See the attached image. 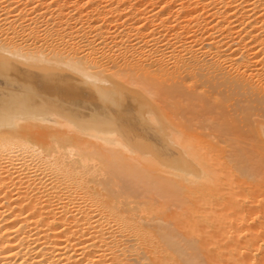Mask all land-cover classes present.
Returning a JSON list of instances; mask_svg holds the SVG:
<instances>
[{"label": "bare ground", "instance_id": "6f19581e", "mask_svg": "<svg viewBox=\"0 0 264 264\" xmlns=\"http://www.w3.org/2000/svg\"><path fill=\"white\" fill-rule=\"evenodd\" d=\"M32 1L2 0L0 2L1 12L4 9L1 5H4L5 11L7 9L12 10V8L17 9L15 10L17 14L15 11L10 10L0 13V17L3 18V20H0L4 21L6 27L5 31L9 28L12 29V26L15 28L19 19L25 18L27 19L25 24L24 19L21 21L24 25L19 26L21 28H19L20 33L22 36L27 33L26 37L23 36L24 39H27L26 41L29 39L35 40L41 37V34L36 33L38 30L34 31L33 29L37 21L40 23L37 24L39 26L44 25L46 30H53L48 22L53 24V22L59 20L60 26L64 20L66 26L63 27L65 29L73 21L78 24V28L74 30L75 24H72L74 27L71 30L68 29L70 32L66 33L65 37L69 36L74 41L75 39L82 41L83 49L80 51L83 53L86 50L87 54L85 55L84 51V58L83 55L79 57L76 50L80 49L81 46H78L75 51L67 53V55L66 53H59L63 51L62 48L59 49L62 51L57 50L58 53L50 51L57 47H49L47 43H58L55 42L58 36H54L58 32L50 33L45 28L42 29L45 30L42 33L47 32L48 34L45 33V36L53 34L55 41L52 42L54 38L50 39L51 41L49 39L45 41L44 39L51 38L52 35H50L51 37L46 36V38H43L42 35V44L39 43L40 41L37 42L39 39L36 40V43L41 44L36 46L42 47L43 45L42 50L39 49L40 47L34 49L28 47L27 49L25 46L20 47L17 44L15 46L14 43H17L15 41H13L14 46H11L12 38L16 40L15 37L21 34L16 29L14 31V28L11 33L9 29L7 31L9 33L5 32L8 37L4 39L1 37L4 34L1 30L0 32L3 34L0 37L3 38V42H0L3 45L0 43V49L2 52H6H4L6 56L0 59V79L7 82L6 85L11 84L14 86H21V84L19 78L17 80L10 74L16 75L15 77H17V74L24 76V73L36 75L46 78L47 81L48 78H61L62 75L67 74L68 78L65 79L68 81L78 80L79 84L73 81L75 84L68 91L71 104L75 108H70L72 111L68 107L66 109L69 116L73 114L78 118L77 121L80 122V125L74 119L75 117H72L75 120L74 122L68 120L71 118L63 117L67 116L66 113L62 115L64 110L59 113V111L47 109L45 106L50 105V102L44 97H39L38 100L34 97L35 100H30L31 103H25L24 106L21 105V109L8 113L7 119L3 117L4 121L0 127L10 128V131H13L11 134L9 130L0 128L2 130L0 131V161L4 162V165L0 162V264H264V252H262L264 249H261V243L264 241V210L260 211L262 215L259 216L260 213H254L252 210L255 209V207L252 208L254 201H249L252 203L251 206L248 203L252 209L249 211L248 207V210H246L249 211V215L252 214L251 212L258 215H252L254 218L258 217V224L253 218L255 226L250 228L247 224L249 223L247 215L241 216L243 210H240L242 214L238 213L240 216L237 215L238 217L235 216V219H229V222H226L228 216H226L225 221H223L225 219L223 217L222 221L226 223L222 224L223 227L221 226V228L217 225L218 228L215 231L216 226L214 223L221 220L222 217L219 219L217 218L219 216L215 217L214 214H207V210L202 205L203 202L201 203L203 201L201 200L202 196V199H207L212 193H209L208 185L214 182L224 184L223 181L232 180L231 177L235 173H237V178L241 168L244 171L251 167L249 171H245L248 177H250L248 173L251 171V175L258 173V176H261L264 174L262 172L264 167H262V173L257 171L261 168L256 167V165L253 168L255 167L257 172L252 169V165L257 161V155H259L258 159L262 164L258 162L259 165L257 166L264 165V0H65L66 4V1L69 3L66 10L63 9L65 8L64 4L62 8L58 7V1L60 0H54L53 2L51 0H41L40 2L36 0V6L33 5L35 1ZM22 6H25L24 8L28 7L26 9L31 11L33 10L34 15L39 14L35 16L36 18L32 16L35 19L30 16L33 13L25 16L26 14L21 13H25L27 10L24 11ZM29 7L35 8L31 9ZM37 7L42 8V13H35L40 10ZM43 7H45L44 10L52 9V7H58L60 10L53 9L58 10V12L54 11L56 13H53L50 9L52 11L50 14L49 11H43ZM19 8H21L20 14L17 12L20 10ZM44 18L49 21L41 23V19L43 21ZM21 22L20 24H22ZM44 23L49 26L48 29ZM57 24L58 22L55 25ZM39 26L36 25L37 28ZM63 27L61 30L58 27L60 31L56 30L55 27V31L63 34ZM38 29V32H40V27ZM15 34L16 36H14ZM61 34L60 36L63 38L64 36ZM61 37H58V39L60 38L59 42ZM9 38L10 40H8ZM4 40L6 41L4 42ZM69 40L72 39L67 38L66 40L67 44L70 45L65 44L66 42H63V45L62 42L58 44L63 48L65 46L69 47L71 46ZM8 41L11 43L9 44ZM44 41L47 43L45 44ZM6 42H8V45H6ZM28 43H31V41ZM33 43L36 44L35 41H32L31 45L28 44V46H32ZM79 43L77 42L78 45ZM44 44L49 47V50L44 48ZM59 45L58 48L61 47ZM74 46L76 47V45ZM69 49L72 50L70 47ZM88 54L91 56L99 55V58H109L112 54L113 56L110 57L113 59L110 61L111 64L107 63V58H105V62L111 66V68L109 66L110 70L116 69L114 71H119L122 76L127 78L120 77V74L118 75L113 70H108L106 64V66L104 65L105 70L102 71L100 69L101 64H98L99 67L94 63L93 65V61L88 58ZM119 55L124 57L121 58L120 56L119 59L123 60H118V62L116 56ZM128 55H131L132 59ZM85 56H88L87 60ZM129 59H131V62ZM120 64H123L124 67H121ZM106 70L110 71V75ZM105 71L107 73H104ZM114 73L118 75L119 80L125 81V84L119 82L122 86L123 84L128 85L131 81L133 85L138 84V88H142L137 89L139 90L137 92H140L139 94L142 93L140 97L146 94L150 96V99L156 98L154 100H158L160 97L161 102L164 100L160 104L155 101L152 102V100L150 102L158 103L159 105H156L158 109L162 104L159 110H164V115L169 112V120H172L170 114H172V117L176 109L181 111H179V114L174 113L178 118L173 117L174 120H180V126L178 123V126L174 125L176 120L172 123L175 128L179 127L180 129L181 127V132L177 131L178 129L174 130L172 124L169 126L172 121L166 126L168 129L172 127L174 130L171 129L173 133H170L171 138L169 140L174 143L171 144L181 146L182 148H178L186 151V153L184 152L186 156L191 155V161L190 158L188 159V162L193 161V163H189L190 170H193L192 173L189 171L190 175L185 174V171H178L181 173H177L176 170V172L166 170L164 166L163 169L162 165L158 164L156 166L157 163L147 158L150 151L147 153L141 151L139 147H145L146 145H144V141L140 142L138 140L146 136L143 137L142 132H139V136L141 133L142 137L134 139L132 136H135L134 131L138 128L134 130V127H131L134 130L131 132V136L127 132V130H131L130 127L128 128L129 125L124 124L129 123L128 118L131 111H129L130 115H127L126 112L128 117L122 113L127 118H124L126 122L123 123L121 120L124 119L119 117L121 126L126 125V127L123 126L127 129L126 131L123 129L121 132V127L116 126L119 125L117 119L120 114L117 115V123L116 120L114 121L116 116L112 118V114H109L113 119L112 121L116 123L114 126L120 132L113 127L110 128V126L105 128L108 126L106 121L108 120L107 123H109V119L104 120L108 118L107 116H104V119L101 118L98 109L109 106L108 100L113 107H118L117 105L121 104L119 101L120 92L122 91H118L120 94L115 95L116 92L113 91L112 86V89H110L112 91L109 92L115 94L109 95V92H107L108 95L99 93L94 97L90 96L89 91L95 89L100 92L105 87L106 90L109 89L111 87L108 86L110 81L107 80H113L116 77ZM118 79L113 80L114 82L111 80L115 87L118 85H115V82L119 81ZM59 82L61 83V81ZM105 84L107 85L104 86ZM136 84L135 89L131 84L134 91L137 88ZM122 86L121 88H124ZM4 88L3 86L2 89ZM53 90H46L47 93H44L47 95L44 93L43 95H54L53 97H55L54 93L56 92H53ZM141 90L146 93L141 92ZM4 94L10 95L7 91ZM87 94L89 100L85 101L81 96ZM129 94L132 95V93ZM135 94L139 96V94ZM12 97L14 99L17 96L14 93ZM128 99H131V96ZM164 102L171 104V107H169L170 105L166 106L167 109L171 108L169 110L175 109L173 113L164 109L166 108V106H163L165 105ZM10 104H6V106ZM172 105H177V107L173 108ZM179 106L180 109H178ZM63 108L62 106L60 110ZM77 108L82 109V112L74 110ZM152 109H155V107ZM88 112H97L96 114L100 116V122L104 120L106 125L104 124L105 126L101 127L99 123L95 127L91 126L90 123L89 127H85L88 124L87 121L85 123V119L90 115H88ZM101 113L104 115V110ZM96 114L88 118L89 121L95 119L94 124L98 123L96 122ZM164 115H162L163 118ZM137 117L135 116L134 119ZM150 118L153 119L154 117ZM163 118H161L162 121L166 120L167 115L164 120ZM80 119L83 120L85 126H83ZM28 122H33L36 126ZM136 122L132 123L131 126H136L134 125L137 124ZM36 123L41 124L43 127L38 126ZM23 124L22 128L28 126L27 130L29 128H31V131L34 130L31 133L36 134L34 135L36 138L33 135L31 138L28 135L31 133H25L27 136L24 133H18L23 130L26 131L25 128H21ZM156 124L154 123V125ZM142 125L144 127L146 124ZM142 125L138 129L139 131L142 130ZM154 125L152 127L155 128ZM36 127L41 128L40 130L43 128L44 131H41L43 133H40L39 130L35 132ZM52 127H56V129ZM47 128L55 132L51 130L52 132L50 131L51 133L48 134ZM72 128L80 130H76V132H79L76 133V137L75 130L73 131ZM4 131H7L9 135ZM28 131L30 132V130ZM155 133L151 134L155 135ZM5 134L7 135L5 136ZM46 134H48V137L46 136L45 139L49 140L50 137L51 141H47L49 143L47 144L43 138V142L40 143L37 138L40 135L44 137ZM77 135L79 137L84 136V138H79ZM154 135L153 137H156ZM147 138L145 139L150 141V143L147 142V145L149 144L148 148H153L162 157L167 156V143ZM163 139L169 141L165 137ZM254 152L258 153L257 157H254ZM138 153H140V157L136 156ZM22 157L25 160H22V164L23 162L25 164L28 159L29 161L32 159L33 162L37 161L40 166L49 169L53 176L56 175V180L51 174L49 177H52L53 182L49 181L51 180L48 177L49 170H47L49 172L46 175L47 179L44 177L46 182H41L43 179L40 182L28 180L29 177L32 178L31 174L33 172H36L35 174L38 172L41 175L42 171L38 170H41L42 167L27 174L25 173L27 169L25 171L23 169L22 173L27 178H24L26 180L24 182L18 180L22 177V173L19 174L20 172L18 173L20 177H13L11 170H7L11 172L9 173L10 177L8 173L6 175L3 170L14 163V158L18 161V158L22 159ZM156 161L158 162V158ZM7 163L10 164H8V167ZM18 163L20 164V161L17 162V166L14 167L13 165L16 169L12 168V171L13 169L16 171L21 169ZM171 164L173 165V162ZM46 172L43 171V174H46ZM25 175L23 176L25 177ZM242 175L239 176L242 179H234V182L236 181L234 184H237L239 180L244 182L245 173H242ZM247 175L246 178H248ZM254 175L253 177L258 179V176ZM5 177H8L10 181ZM12 177L16 178L17 181H13ZM251 178L247 179L248 182L250 180V183L246 180V188L249 184L257 181L255 179L253 182L254 178L252 180ZM260 179L262 180L261 177ZM230 180L229 183L226 181L225 184H230ZM47 181L50 183H47ZM258 181V185H261L262 181ZM227 185L225 188H227ZM216 186H218V183ZM250 187H257V192L262 193L257 185ZM219 190L221 189H216L215 193L218 194ZM252 190L253 192L256 191ZM210 191L213 190L210 189ZM236 193L234 195H237ZM260 193H257L256 197ZM250 194L247 193L252 197L251 192ZM262 197L264 196L262 195ZM212 198L214 199V197ZM253 198L254 196L251 199ZM258 198L260 197L258 196ZM258 198L255 199L256 204H259L257 201L261 200V198ZM235 199L233 200L235 201ZM244 199L242 196V200ZM233 200L230 202H233ZM263 201H260V203L264 204ZM204 202L207 205L211 204H209V200ZM238 202H235V207H239ZM227 204L230 206V203ZM257 206V208H260L259 205ZM261 209H264V207L259 210ZM210 212L212 213V211ZM229 216L232 217V215ZM249 221L251 223L250 219ZM256 253H261L258 262L255 259ZM201 257L204 259H201Z\"/></svg>", "mask_w": 264, "mask_h": 264}, {"label": "rangeland", "instance_id": "374dc122", "mask_svg": "<svg viewBox=\"0 0 264 264\" xmlns=\"http://www.w3.org/2000/svg\"><path fill=\"white\" fill-rule=\"evenodd\" d=\"M1 1H2V0H1ZM1 1H0V2H1ZM33 1H35L33 5L36 6L37 1L40 2L41 0H37V1H36V0H33ZM33 1H32V2H33ZM49 1H50V0H49ZM49 1H48V2H49ZM53 1H54V0H51V2H53ZM60 1L63 2V3H61ZM60 1H58L59 4L57 3V4H58V7H61V8H62V7H63V4H64L65 8H63V9L66 10V9H67L66 7L69 6V5H68V4H69L68 1H66L67 4L65 3V0H64V1H63V0H60ZM39 2H38V5H39ZM60 3H61L62 5H61ZM65 4H66V5H65ZM38 5H37V6H38ZM59 5H61V6H59ZM1 6H3L2 8H4V9H3L4 12H7V11L10 10V9H7V11H5L6 9H5L4 5H1ZM24 7H25V6H22V8H24ZM38 7H39V6H38ZM38 7H37V9H40V10L36 11L35 13H37V12H41L42 8H41V7L38 8ZM58 7H55V8L52 7V9H51V8H50V9L53 11V13H56V12H58V10H60V8H58ZM26 8H28V7H26ZM26 8H24V11L27 10V12L25 11V13H24V12H23V13L20 12V11H21V8H19L20 10H18L17 12H18V13L20 12L21 14H24V15L26 14L25 16H28L29 13H33V12H34L33 10L31 11L30 9H26ZM29 8L32 9L33 7H29ZM34 8H35V7H34ZM34 8H33V9H34ZM44 9H45V7H43V11H45V12H48V11H49L48 13H50V12L52 13V11H51L50 9H49V10H47V9L44 10ZM53 9H58V10H53ZM0 10H1V8H0ZM15 10H17V9H16V8H12V10H10V11H15ZM29 10H30V12H28ZM3 11H2V12L0 11V13L2 14ZM54 11H56V12H54ZM15 13H16V11H15ZM20 13H19V14H20ZM41 13H42V12H41ZM51 13H50V14H51ZM1 14H0V16H1ZM16 14H17V13H16ZM37 14H39V13H37ZM37 14H36V15H37ZM24 15H23V16H24ZM36 15H34V13H33V14L30 15V16H31V18L35 19V18H36V17H35ZM32 16H34L35 18L32 17ZM48 16H49V15H48ZM48 16H47V17H48ZM51 17H52V16H51ZM51 17H49V19H51ZM56 17H57V16H56ZM56 17H54V19H56ZM0 19L3 20V18H1V17H0ZM24 19H25V18H23L22 20L19 19V21L17 22V26H15V28L12 26L11 28H12V29L14 28V29H13L14 31L17 30V31L20 33V29H21V28H20L19 26H20V25H24L25 22H26V20H27V19H25V21H23ZM44 19H45V20H44ZM44 19H43V21H42V19H41V23H43L44 21H49L47 18H44ZM1 20H0V24H1V26H0V28H1L0 31L2 30V31L4 32V34H5V32H6V33H9V32H7V31H8L10 28L8 29V27H7L8 30L5 31V30H6V27H5V25H4V21H1ZM56 20H57V19H56ZM21 21H23L24 24H23V22H21ZM36 21H37V20H36ZM36 21H35V22H36ZM2 22H3V23H2ZM20 22H21L22 24H20ZM56 22H58V24H57L58 26L55 25ZM56 22H55V23L53 22L54 26L56 27V30H59L58 27H60V30H61V28H62L63 26H66V25H64V20L62 21L63 24L60 23V24H61L60 26H59V22H60V21L58 20V21H56ZM5 23H6V22H5ZM18 23H19V24H18ZM37 23H39L38 21L36 22V25L39 26L40 23H39V24H37ZM48 23L52 26L51 28H53V30H52V29L49 30V29H48L49 26H47L46 23H44V24L47 26V29H48V30H46L45 26L41 24L42 27L39 26V27H40V32H38V31H39V29H38L39 27L37 28L36 25H34L35 27L32 26V27H34V28H33L34 31H37V30H38V31L36 32L37 34H39V35L41 34V37H40V38H37V39H39V40H37V39H35V40H31V39H29L28 41H26L27 39H24V37H26L25 35H26L27 33H26L25 35H23L24 37L22 36L21 33H20L21 35H20V36L17 35V36H19V37H17V36H16L17 33H16V34L14 35V36H16V37H15L16 40H15L14 38H12V40H11V41H12V44H10L11 42L8 41L9 44H10L11 46H14V44H15V46L18 45V46H20V47H24V46H25V48H27V49H28V47H29V48L31 47L32 49H34L35 47H36V48H39L40 46L38 47V46H36V45H41V44H42L41 42H43V41H42V40H43V39H42L43 36H44L43 38H46V36H50V35H52V37L50 36L51 38H48V37H47V39H44L45 41H47L48 39H49V41H51L50 39H52V38H54V37H53V34H50V33L58 32V33L61 34V32H59L60 30H59V31H55V27L53 26V24H51L52 22H48ZM72 24H75V25H74L75 27H74ZM3 25H4V26H3ZM14 25H15V24H14ZM77 25H78V24H76L75 22L72 21V23H69L70 28H69V26H68V28L65 27V29H64V27H63V30H64V31L62 32L63 34H61L62 36H64L63 38H62V37L60 36V34H58V33H57L58 35H57V34L54 35L55 37H56V36L61 37L60 42H59V39H60V38L58 39V37L56 38V41H55V38H54V40L52 39V42L55 41V42H58L59 44L62 42V43H61L62 45H63V42H64V43L66 42L65 44H67V41H66L67 38H68V39H69V38L72 39V40H69V42H71V46H69V47L72 48V50L69 49V47L65 46V44H64L65 47L63 48V47H62L61 45H59L58 43L53 44L54 42H53V43H49V42L47 43V42L44 41L45 44L47 43V46H49V47H52V46H53V47H57V48H55L56 50H55L54 48H53L54 50L50 48V49H51L50 51H55L56 53H58L59 51H62V50H63L62 52H64V53H62V52H59V53H61V54H65V53H66V55H67V53H71V51H73V50L75 51V50L77 49L78 46H81V47H79L80 49H77L76 51H78L79 57H81V56L83 55L82 57L84 58V54H83V53H84V51H85V55H86L87 52H86V50H84L83 53L81 52V51H82L81 49H83V46H82L83 43H82V41H79L78 39H75V41L78 40V41L75 42V41L73 40V38H71V37H69V36H67V35H66L67 37H65V34L70 32V31H68V29L71 30V28L74 27L73 29L76 30V29L78 28ZM43 26H44V27H43ZM61 26H62V27H61ZM3 27H4V28H3ZM17 27H18V29H17ZM79 27H80V25H79ZM19 28H20V29H19ZM44 28H45L46 31H49V32H50V33H49L50 35H46V36H45L44 34L47 33V32L42 33V31H45V30H42V29H44ZM66 28H67V32H66ZM75 28H76V29H75ZM3 29H4V30H3ZM12 29H10L9 31L11 32ZM15 29H16V30H15ZM31 29H32V28H31ZM13 30H12V31H13ZM52 31H53V32H52ZM72 31H73V30H72ZM29 32H30V31H29ZM11 33H12V32H11ZM2 34H3V33L0 32V36H1ZM4 34H3L1 37H3L4 39H7L6 37H8V36H7L6 34H5V35H4ZM47 34H48V33H47ZM42 35H43V36H42ZM14 36H13V37H14ZM1 37H0V39H1ZM9 37H10V36H9ZM3 38H2V39H3ZM10 38H11V37H10ZM10 38H9L8 40H10ZM17 38H18L19 41L17 40ZM19 38H20V39H19ZM22 38H23V39H22ZM2 39L0 40L1 42H3ZM57 39H58V40H57ZM65 39H66V40H65ZM23 40H24V41H23ZM36 40H37V42L40 41L39 43H41V44L36 43ZM5 41H6V40H4V42H5ZM13 41H15V42H17V43H14ZM22 41H23V43H22ZM25 41H26V42H25ZM30 41H31V43H32V41H35L36 44L34 45V43H33L34 47H33V45H32V46H28V44L31 45V43H28V42H30ZM72 41H73V43H72ZM1 42H0V43H1ZM8 42H6V45H8V44H7ZM77 42H78V43L81 42V43H79V45H78ZM13 43H14V44H13ZM18 43H19V44H18ZM24 43H25V44H24ZM27 43H28V44H27ZM1 44L3 45V43H1ZM16 44H17V45H16ZM45 44H44V48H45V49H46V48L48 49L49 47H46ZM52 44H53V45H52ZM56 44H58L59 47H60V46H61V47L58 48V45L56 46ZM68 44H69V43H68ZM68 44H67V45H68ZM81 44H82V45H81ZM22 45H23V46H22ZM69 45H70V44H69ZM74 45H76V47H75ZM0 46H1V45H0ZM73 46H74V47H73ZM42 47H43V45H42ZM42 47H40L39 49L42 50V49H43ZM31 48H30V49H31ZM61 48H62V50H59V49H61ZM66 48H67V49H66ZM47 49H46V50H47ZM48 50H49V49H48ZM57 50H59V51H57ZM64 50H65V51H64ZM80 50H81V51H80ZM0 51H1V52H0V53H1V54H0V59H2L1 57H5V56H6V54H5L6 52H5V51L2 52L1 49H0ZM67 51H68V52H67ZM4 52H5V53H4ZM46 52H49V51H46ZM79 52L82 53V54L80 55ZM72 53H74V52H72ZM75 54H77V53H75ZM112 54H113V53H112ZM112 54H111L110 57L113 56ZM2 55H3V56H2ZM88 55H89V54H88ZM109 55H110V54H109ZM109 55H108V56H109ZM120 56H121V55L116 56V58L118 57L117 61H118V60H120V61L123 60V59H121L123 55H122L121 58L119 59ZM130 56H131V55H128L129 58H131ZM77 57H78V55H77ZM87 57H88V56H87ZM87 57L85 56V59H86V60H87ZM90 57H91V58H90ZM100 57H101V56H100ZM110 57H109V58H108V57H105V58H107V61H106V59L103 58V57L99 58V55H97V56H96V55H95V56H94V55H93V56L89 55L88 58L91 59V60L93 61L92 64L94 63V64H95L96 66H98V67H99V65L101 64V65H100V69H102V71H103V69H104V67H105L106 65H107V69L110 70L111 66H110L109 64H107V63H110V61L113 60V59H111ZM123 57H124V56H123ZM113 58H115V57H113ZM96 59H97L98 61H97ZM102 59H104V60H102ZM110 59H111V60H110ZM131 59H132V58H131ZM131 59H129V61H130ZM108 60H109V61H108ZM96 61H97V62H96ZM105 61H106L107 63H106ZM95 62H96V63H95ZM118 62H119V61H118ZM130 62H131V61H130ZM103 63H104V64H103ZM111 63H112V62H111ZM111 63H110V64H111ZM121 63H122V62H121ZM94 64H93V65H94ZM98 64H99V65H98ZM105 64H106V65H105ZM104 65H105V66H104ZM120 65H122L121 67H124L123 64H120ZM101 66H102V67H101ZM109 66H110V68H109ZM104 70H105V69H104ZM108 70H106V71H108ZM111 70H113V69H111ZM111 70H110V71H111ZM114 70H116V69H114ZM114 70H113V71H114ZM117 70H118V69H117ZM106 71H105L104 73H107ZM110 71H108V74L110 73ZM113 71H112V72H113ZM114 72H115V73L117 72L118 75L120 74L119 71H114ZM118 72H119V73H118ZM115 73H114V75L116 76L115 78H117L118 75H116ZM108 74H107V75H108ZM10 75H12V76H13L15 79H17V80H18V78H19V82H20L21 86H18V85H17V86L19 87V88H18L17 86H14V85H11V84H7V85H6L7 82H4L2 79H0V80H2V81H1L2 83L0 82V89H1V91L3 92V94H2V92L0 91V115H1V116H0V125H2V122L4 121V120H3V117H4V119H7V118H8L7 115L9 116L10 112L21 109V105L24 106L25 103H27V104H28V103H31L30 100H33L34 97H35L37 100L39 99V97H44L45 99L49 100L48 102H50V105L48 104L47 106H45L47 109H49V110L52 109V111H57V112L59 111V113H60L61 111L63 112V110H64V113H62V112H61V113H62V115H64V114L66 113L65 115H67V116H63V117L71 118V119H68V120H70V121L73 120L72 122L75 121L74 119H76V121L78 120V118H76L73 114H70L71 116H69V115H68V111H67V109H66V107H68L69 109H70V108H72V109L75 108V107L71 104V99H70L71 97L69 96V94H68L69 92H68V91H69L70 87L72 88V87H73L72 85H74L76 82H77L76 84H79V81H78V80H76V81H74V80H72V81H68L67 79H65V78H68V75H67V74H65L64 76L62 75V77H64V78L61 77L62 79H61L60 77H58V78H60V79L57 80V79H58L57 77H53V78H48V81H47L46 78H44V77L41 78V76L28 75V74H25V73H24V76H23L22 74H21V75H18V74H17V77H15L16 75H14V74H10ZM109 75H110V74H109ZM123 75H124V74H123ZM31 76H32V78H31ZM105 76H106V74H105ZM121 76H122V73L120 74V77H121ZM22 77H23V78H22ZM33 77H34V78H33ZM38 77H40L41 79H39ZM111 77H112V73H111ZM122 77H124V76H122ZM113 78H114V77H113ZM115 78H114V79H115ZM124 78L126 79L127 77H124ZM124 78H123V79H124ZM50 79H51V80H50ZM55 79H56V80H55ZM114 79H113V80H114ZM117 79H118V78H117ZM117 79H115V80H117ZM119 79H120V78H119ZM119 79H118V80H119ZM125 79H124V80H125ZM36 80H37V81H36ZM111 80H112V79H111ZM111 80H107L108 82L110 81V83H111V84H110V83L108 84V86H111V87H109V89H107L108 91L106 90V87H105V88H102L103 90L100 91V92L97 91V90H95V89H91V90L89 89V90H90V91H89V92H90V96H92V97L98 95L99 93H101V94H105V95H108L107 92L112 91V90H110V89H112V86H113V88H114L113 91H115L116 94H115L114 92H112V93L109 92V93H110L109 95H111V94H115V95H117V93H118V95H119V94L121 93V94H120L121 96H120V101H119V103L121 102L122 105L119 104V105H117L118 107H116V106L113 107V105H112V104L110 103V101L108 100L107 103L110 104L109 106H107L108 108H107V107H103L102 109H98V110H99V114L101 115V118L104 119V118L107 116L108 118H105L104 120L109 119V123H107L108 120L106 121V124H108V126L105 127V128H109V126H110V128L113 127L116 131H119V132H120V130H119L118 128L121 127L120 129H121V132H122V130L125 129L124 127H126V125H129L128 128L130 127L131 130H132L131 127H134V130H135L136 128L139 129V128H140V125H142V124L145 125V124H146L144 127H143V125H142L143 128L141 127V129H142L143 131H142V130L139 131L138 129H136L135 131H134V130H132V131L130 130V131H129V130L125 129L124 131L127 130V132L130 133L131 136H132V133H131V132H133V131H134V133H135V136H137V135L139 136V132H142L143 137L146 136L145 138L148 137L147 139H152V138H153L152 140H157V141H160V142L167 143V144H166V150H167L168 154H166V155H167V156H166L167 158H166L165 156L162 157V155H160V153L156 152L153 148H151V147L148 148L149 144L147 145V142L150 143V141L146 140L145 138H143V139H145V140H143V139H138V138H141V137H142L141 133H140V136H141V137H140V136H139V137H138V136L135 137L134 135L132 136L134 139H138V140H140V142H143V141H144L143 143H144V145H146V146H145V147H139V149H141V151L146 152V153H147L148 151H150V152H148V154H149V155H152V156L149 157V155H148L147 158H149V160H152L154 163H157V164H155L156 166H158V164H159V165H162V166H161L162 168H163V166H164V168H166V170L173 171V172H176V171H177V173H181V172L185 171V172H184L185 174H189V175H190V173H192V171H193L192 169L190 170V167H191V166L189 167V165H190L189 163H193V161L190 162V161H191V158H190L191 155H190L189 157L186 156V154H184V152L186 153V151H182L183 149L179 150V148H182L181 146L179 147V145H176V144H175V145L177 146V147H176L175 145H173V144H174L173 142H170V141H172V140H169V139L171 138L170 133H173L174 130H177V129H178L177 131H180V132H181V127H180V129H179V127H176V128H175V126H176V125L178 126V124L180 123V120L175 119V120H176V121H175L174 118H173V117H175V118L177 117V115L175 116L174 113L177 112V113L179 114V111H180V110H179V111H178L177 109H176L177 111H176L175 109L169 110V109H171V108L167 109V108H168L167 106L170 105L169 107H171V104H168L167 102H166V103L164 102L163 104H165V105H163V106H166V105H167L166 108H164V109H167L166 111L169 110L170 112L172 111V113H173V110H175L174 113H173V116H172V117H171L172 114H170V118H172V120H169V118H168V116H169L168 113H169V112H166V111H165L166 113H165V115H164V110H159V109H161L162 104L160 105V107L158 106L159 109H158L157 106H156L158 103H159V104L162 103V102L164 101L163 99H162L163 101L161 102L160 97H159V99H158V97H157V99L160 101V102H159L158 100H154V99H156V98H151V99H150V96H147L146 94H144V96L140 97L142 93L139 94L140 92H137V91H139V90H137V89H140L141 87L138 88V84L135 83V84L137 85V86H136L137 88H136V91H134V89H135V84L133 85V82H132V81H131L132 83H131L130 81H128V82H130V83H129L130 86H131V84L134 86V89H133V86H131V88H130L129 84H128V85H124V84H125V81H121V80L115 82V85L118 84L117 87H115V86H114V83H113L115 80H114V81L112 80L113 82H111ZM24 81H27V82H24ZM32 81H33V82H32ZM50 81H51V82H50ZM59 81H61V83H60ZM73 81H74L75 83H74ZM107 81H106V83H108ZM120 81H121V83L124 82L123 86H122V84H119ZM126 81H127V80H126ZM57 82H58V83H57ZM63 82H64V83H63ZM4 83H5V84H4ZM42 83H43V84H42ZM52 83H53V84H52ZM1 84H2V85H1ZM66 84H67V85H66ZM126 84H127V83H126ZM8 85H9V86H8ZM38 85H39V86H38ZM53 85H54V86H53ZM58 85H59V86H58ZM61 85H62V86H61ZM106 85H107V84H105L104 86H106ZM1 86H2V87H1ZM3 86L5 87L4 89H2ZM36 86H37V87H36ZM40 86H41V87H40ZM56 86H57V87H56ZM67 86H68V88H67ZM108 86H107V88H108ZM121 86L124 87L125 89H124V88H121ZM126 86H127V87H126ZM128 86H129V87H128ZM139 86H140V85H139ZM7 87H8V88H7ZM118 87H119V89H118ZM33 88H34V89H33ZM36 88H37V89H36ZM42 88H43V90H42ZM62 88H63V89H62ZM128 88H130V89H128ZM20 89H21V90H20ZM29 89H30V90H29ZM45 89H46V90H52V89H54L53 92H54V91L56 92V93H54V94H55V97H53V96H54L53 93H52L53 96H44L43 93L46 91ZM61 89H62V90H61ZM115 89H116V90H115ZM122 89H124V90H122ZM141 89H142V88H141ZM3 90H6L7 93H10V95H12V96H13V94L15 93V96H17V97H14V99H13L12 96H10V95H8V94H7V95H8V96H7L6 94H4V92H6V91H3ZM28 90H29V91H28ZM94 90H95V91H94ZM127 90H128L129 93H132V95H130L129 93L127 94ZM61 91H62V92H61ZM118 91H119V92L122 91V92L119 93ZM124 91H126V92H124ZM37 92H38V93H37ZM59 92H60V93H59ZM95 92H98V93L95 94ZM104 92H105V93H104ZM134 92L137 93V94H139V96H136V94H135ZM141 92H144V91L141 90ZM11 93H12V94H11ZM17 93H18L19 95H22V96H19ZM45 93H47V92H45ZM45 93H44V94H45ZM124 93H126L127 96H128V95H129V96L127 97L126 94H124ZM144 93H146V92H144ZM39 94H40V95H39ZM3 95L5 96V98H4ZM45 95H47V94H45ZM56 95H57V98H56ZM61 95H64V96L66 95L67 97H64V96H61ZM134 95H135V96H134ZM145 95H146L148 101L146 100ZM30 96H31V97H30ZM122 96H123V97H122ZM130 96H131V99L133 98L132 100H131V99H128V98H130ZM133 96H134L135 98H134ZM21 97H22V98H21ZM69 97H70V98H69ZM81 97H82V99L85 100V101L89 100V98H88L89 95H88V94H87L86 96H83V95H82ZM136 97H137V99H136ZM139 97H140V98H139ZM27 98H28V99H27ZM50 98H52V99L50 100ZM62 98H65V99L63 100ZM143 98H144V99H143ZM148 98H149V99H148ZM59 99H61V100H59ZM121 99L123 100V102H122ZM138 99H139V100H138ZM23 100H24V101H23ZM27 100H28V101H27ZM34 100H35V99H34ZM134 100H136V101H134ZM144 100L147 101V102H145ZM150 100H152V102L155 101V102H158V103H157V104H154V103L150 102ZM12 101H13V102H12ZM129 101H130V102H129ZM138 101H139V102H138ZM55 102H56V103H55ZM66 102L68 103V105H70V104H71V105L68 106ZM136 102H137V103H136ZM143 102H144V103H143ZM10 103H11V104H10ZM58 103H59V105H58ZM65 103H66V104H65ZM148 103H149V104H148ZM151 103H152V105H151ZM6 104H10V105H9L10 107H9L8 105L6 106ZM13 104H14V105H13ZM51 104H52V105H51ZM61 104H62V105H61ZM63 104H64V105H63ZM124 104H125V105H124ZM146 104H148V105H146ZM159 104H158V105H159ZM4 105H5L6 108L4 107ZM57 105H58V106H57ZM65 105H66V106H65ZM120 105H121V107H119ZM143 105H144V106H143ZM14 106H15V107H14ZM48 106H53V107H49V108H48ZM56 106H57V107H56ZM62 106H63L64 108H63L62 110H60V109L62 108ZM141 106H142V107H141ZM45 107H44V108H45ZM55 107H56V108H55ZM132 107H133V108H132ZM154 107H155V109H152V108H154ZM172 107H173V108H174V107H177V105H176V106H175V105H174V106L172 105ZM12 108H13V109H12ZM16 108H17V109H16ZM53 108H54V110H53ZM104 108H105V109H104ZM109 108H110V109H109ZM111 108H112V109H111ZM113 108H114V109H113ZM116 108L118 109V111H117ZM121 108H122V109H121ZM136 108H137V109H136ZM139 108H140V109H139ZM7 109H9V110H7ZM65 109H66V110H65ZM108 109H109V110H108ZM119 109H120V110H119ZM131 109H132V110H131ZM162 109H163V108H162ZM178 109H180V106L178 107ZM70 110H71V109H70ZM74 110L81 111L82 109L77 108V109H74ZM98 110H97V111H98ZM103 110H104V113H105L104 115H103V113H101V111H103ZM111 110H112V111L114 110L116 113L114 114V111L112 112ZM124 110H125V111H124ZM144 110H145L146 112H145ZM149 110H150V111H149ZM1 111H2V112H1ZM71 111H72V110H71ZM108 111H109V112H108ZM122 111H123V112H122ZM129 111H131V115L129 114ZM156 111H157V113H156ZM81 112H82V111H81ZM106 112H107V113H106ZM119 112H120V113H119ZM126 112H127V115H128V114L130 115V117L128 118V119H129V121H128L129 123H124V122H126V119H127V118H126V116H127V115H126ZM148 112H151V113H148ZM162 112H163V113H162ZM180 112H181V111H180ZM8 113H9V114H8ZM83 113H85V111H83ZM92 113H93V114H92ZM96 113H97V112H88V115L90 114L89 116H91V115H92V116H95ZM110 113L112 114V116H111L112 118L116 116V117L114 118V121L117 119V115L120 114V115L118 116V119H117L119 122L116 120V123L118 122L117 124H119V125H116V123H115L114 121H112L113 119L109 116ZM122 113H123L124 115H126V116H123ZM140 113H141V115H142V118H141ZM161 113H162V114H161ZM3 114H4V115H3ZM86 114H87V112H86ZM86 114H85V115H86ZM132 114H133V115H132ZM158 114H159V116H158ZM88 115H87V116H88ZM139 115H140V116H139ZM162 115H164L165 117H166V115H167V118L164 117L166 120H164V118H163ZM180 115H181V114H180ZM180 115H179V116H180ZM89 116H88V118H90ZM96 116H97V119H96L97 121H96V122H98V123H96V124H94V123H95V119H94V120L91 119L90 121H89L88 118H87L88 120L85 119V123H86V121H87V123H88V124H86V126H85V124H84V122H83L82 119H80V121L83 122V126H85V127H89V126H90V123H91V126H95V125L98 126V124L100 123L99 126L104 127V126L106 125L105 122H104V120L100 122V120H99V119H100V116H99L98 114H96ZM104 116H105V117H104ZM121 116H122V117H121ZM135 116H138V117H137L138 119H137V118L134 119ZM147 116H148V117H147ZM149 116L152 117V118L154 117V118L151 119ZM157 116H158V117H157ZM5 117H6V118H5ZM72 117H73V118L75 117V118L73 119ZM109 117H110V118H109ZM119 117L122 118V119H124V118H126V119L121 120ZM127 117H128V116H127ZM160 117L163 118L164 121H162V119H161ZM130 118H131V119H130ZM139 118H140V119H139ZM143 118H146V119H143ZM177 118H178V117H177ZM180 118H181V117H180ZM180 118H179V119H180ZM149 119H150V121H151V123H152L153 125H154V123H155V124L157 123L156 125H154L155 128L152 127L153 125L150 123ZM154 119H155V120H154ZM101 120H102V119H101ZM120 120H121L124 124H126V125H123L124 127L121 126V122H120ZM133 120H134V121H133ZM138 120H139V121H138ZM140 120H141V121H140ZM153 120H154V121H153ZM167 120H168V124H167ZM132 121H133V122H132ZM135 121H137V122H136L137 124H134V125H136V126H133V125L131 126V124L134 123ZM144 121H146V122L144 123ZM147 121H148V122H147ZM157 121H158V122H157ZM159 121H160V122H159ZM170 121H172V122H170ZM173 121H175V123H174ZM77 122H79V121H77ZM93 122H94V123H93ZM130 122H131V123H130ZM138 122H140V123H138ZM163 122H164V123H163ZM169 122H170V125H169ZM28 123H29V122H28ZM75 123H76V122H75ZM75 123H73V124H75ZM92 123H93V124H92ZM101 123H102V124H101ZM111 123H112V125H111ZM141 123H142V124H141ZM148 123H149V124H148ZM159 123H160V124H159ZM172 123H174L175 126H174ZM177 123H178V124H177ZM25 124H27V123H25ZM29 124H33V125H35V123H33V122H30ZM36 124L38 125V123H36ZM81 124H82V123H81ZM104 124H105V125H104ZM114 124H115L117 127H118V126H119V127L116 128V127L114 126ZM138 124H139V125H138ZM158 124H159V125H158ZM171 124H172L174 130L172 129V127H169V129H168V127L166 126V125L171 126ZM33 125H32V126H33ZM39 125H41V124H39ZM39 125H38V126H39ZM79 125H80V122H79ZM150 125H151V126H150ZM22 126H24V124L21 125V128H22ZM25 126H26V125H25ZM32 126H31V127H32ZM35 126H36V125H35ZM35 126L33 127V129L35 128ZM76 126H77V125H76ZM96 126H95V127H96ZM161 126H162V128H161ZM165 126H166V127H165ZM179 126H180V124H179ZM27 127H28V126L22 128V129L25 128V130H26L25 132H24V130H23L22 132H18V133H20V134L24 133V135H26L25 133L28 134V133H31L32 131H34V130L31 131V128H29V129H28V130H30V132H29V131L26 129ZM40 127H43V126L41 125ZM47 127H48V126H47ZM49 127H51V126H49ZM81 127H82V126H81ZM122 127H123V128H122ZM147 127H148V128H147ZM151 127H152V128H151ZM0 128H1L2 130L5 129V128H3V127H0ZM21 128H20V129H21ZM38 128H39V127H36L35 132H37V130H39L40 133H43V132H41V131H44L43 128H42V130H40L41 128H40V129H38ZM52 128H53V127H52ZM54 128L56 129V127H54ZM54 128H53V129H54ZM79 128H80V127H79ZM82 128H84V127H82ZM146 128H147V129H146ZM153 128H154V129H153ZM156 128H157V129H156ZM158 128H159V130H158ZM166 128L168 129V131H166V130H167ZM20 129H18V130L21 131L22 129H21V130H20ZM47 129H48L47 131H48V134H49V132H50L52 129H51V130H50L49 128H47ZM114 129H113V130H114ZM149 129H150V131H149ZM164 129H165V130H164ZM171 129H172L173 131H172ZM2 130H0V131H2ZM5 130H7V131L9 130V131H10L11 129H10V128H6ZM60 130H61V129H60ZM65 130H66V129H65ZM65 130H64V131H65ZM72 130H73V131L75 130V137H76V133H77L78 131H80V130L75 129V128H74V129L72 128ZM76 130H78V131L76 132ZM145 130H147V131H145ZM154 130H155V131H154ZM163 130H164V131H163ZM169 130H171V131H169ZM7 131H6V132L4 131V133H7V134L9 135V133L12 134V131H13V130L10 131L9 133H8ZM27 131H28V132H27ZM52 131H54V130H52ZM52 131H51V132H52ZM67 131H68V129H67ZM16 132H17V131H16ZM45 132H46V131H45ZM51 132H50V133H51ZM54 132H55V131H54ZM146 132H147L148 134H147ZM155 132H156V133H155ZM158 132H159V133H158ZM4 133H3V134H4ZM64 133H65V132H64ZM66 133H67V132H66ZM71 133H72V131H71ZM71 133H70V134H71ZM78 133H79V132H78ZM78 133H77V134H78ZM144 133H145V135H144ZM151 133H155V135H154V134H151ZM161 133H163V134H161ZM164 133H165V134H164ZM0 134H1V133H0ZM7 134H5V136H6ZM48 134L44 135V137H41V135H40L39 138H37L38 141H39L40 143H42V142H43L42 139H43V138L45 139L46 136L48 137ZM52 134H53V133H52ZM159 134H160V135H159ZM178 134H180V133H178ZM28 135H30L31 138H32V137H33L34 135H36V134L31 133V134H28ZM32 135H33V136H32ZM37 135H39V133H37ZM71 135H72V134H71ZM79 135H80V134H79ZM79 135H77V137H79ZM149 135H150V137H149ZM153 135L156 136V137H153ZM165 135H166V136H165ZM171 135H173V134H171ZM26 136H27V135H26ZM151 136H152V137H151ZM159 136H160V137H159ZM163 136H164L165 138H167L169 141H164V139H163L164 137H163ZM31 138L29 137V139H31ZM34 138H36V137L34 136ZM73 138H74V134H73ZM79 138H82V139H83L84 136H83V137L81 136V137H79ZM39 139H40L41 141H40ZM44 139H43V140H44ZM82 139H81V140H82ZM134 139H133V140H134ZM167 139H165V140H167ZM34 140H36V139H34ZM85 140H86V139H85ZM85 140H84V141H85ZM138 140H136V141H138ZM38 141H34V142H38ZM44 141H46L45 143L49 144L48 142L51 141V140H50V137H49V140H48V139H47V140L45 139ZM47 141H48V142H47ZM145 141H146V142H145ZM168 142H169V143H168ZM171 143H173V144H171ZM255 144H256V142H255ZM91 145H92V144H91ZM167 145H168V146H167ZM174 146H175V147H174ZM178 147H179V148H178ZM144 149H145V150H144ZM146 149H147V151H146ZM152 150H153V151H152ZM170 150H171V151H170ZM172 151H173V152H172ZM176 151H177V152H176ZM179 151H181V152H179ZM151 152L154 153V154H152ZM150 153H151V154H150ZM181 153H182V154H181ZM254 153H255V155H254V157H255L258 153H257V152H254ZM156 154H157V155H156ZM172 154H173L174 156H173ZM139 155H140V153L136 154V156L140 157ZM187 155H189V154H187ZM159 156H160V157H159ZM257 156H258V158H259V155H257ZM257 156H256V157H257ZM152 157H154V158H152ZM182 157H183V158H182ZM20 158H21V157H20ZM20 158H18V161L15 160V158L13 159V160H14V163L11 164L12 167L9 166V165H10L9 163H7V167H8V166H9V167H8L6 170H5V169L3 170L4 172H6V173H5L6 175H7V173L9 174V173L12 172L11 174L14 175L13 177H15V176H16V177H17V176L20 177V175H18V173L20 172L19 174H21V173L23 172V169H24V171L27 169L26 172H25V173L27 174V173H29V172L32 173L33 170H34V171H35V170L37 171L39 168L42 167V165H41V166L39 165L40 163H38L37 161H36V162H33L32 159H31L30 161H29V159H28L27 162L25 163V164H26V166H25L24 162H23V164L21 163L22 160H23V161H25V160L23 159V157H22V159H20ZM157 158H158V162L156 161ZM164 158H165V159H164ZM176 158H177V159H176ZM189 158H190V161L188 162V159H189ZM258 158H257V159L255 158L257 161L252 165V169H254V172H257V171L261 172V171L263 170L262 167H264V165H263V166H257V165H259L258 162H259V160H260V159H258ZM19 159H20V160H19ZM159 159H160V160H159ZM162 159H164V160H162ZM168 159H169V160H168ZM172 159H173V160H172ZM180 159H181V160H180ZM171 160H172L174 166L171 164V163H172ZM185 160H186V161H185ZM15 161H16V163H15ZM19 161H20V164L18 163V165H20L19 167L21 168V169H20L21 171H20L19 169H18L19 171H16V170H14V169H16V168H14V167H15V165L17 164V162H19ZM166 161H167L168 163H167ZM178 161L180 162L179 164H178ZM0 162H1V161H0ZM160 162H161V163H160ZM183 162H184V163H183ZM1 163H3V165H4V162H3V161H2ZM181 163H182V164H181ZM256 163H257V164H256ZM259 163L261 164V162H259ZM8 164H9V165H8ZM21 164L23 165V167H22ZM33 164H34V165H33ZM36 164H37V166H35ZM163 164H164V165H163ZM13 165H14V167H13ZM191 165H192V164H191ZM255 165H256V167H258V168L260 167L261 170H258V169H257V171H256L255 167L253 168V166H255ZM261 165H262V164H261ZM1 166H2V164H1ZM16 166H17V165H16ZM34 166H35V168H33ZM77 166H78V165H77ZM172 166H173V167H172ZM179 166H180V167H179ZM3 167H4V166H3ZM5 167H6V163H5ZM37 167H38V168H37ZM176 167H177V168H176ZM247 167H248V166H247ZM249 167H250V166H249ZM10 168H11V169H10ZM12 168H14L13 171H12ZM17 168H18V167H17ZM36 168H37V169H36ZM43 168H45V169H43ZM164 168H163V169H164ZM183 168H184V169H183ZM192 168H193V167H192ZM244 168H245V167H244ZM250 168H251V167H250ZM250 168H249V169H250ZM182 169H183V170H182ZM249 169H245L244 171H242L243 169L241 168L240 171L238 170V171H239V176L242 175V173H245V178H244L245 180H244V182H243L242 180H239V181H241L242 183H241V182L238 183V182H239V181H238V182H237L238 185H237V184H234V183H236V181L234 182V179L236 178V175H237V173H235V175L231 177L232 180L228 179V181L230 180V184H228V185L225 184L227 180L223 181V182H225L224 184H219V182H214L213 184L208 185L209 188H208V187H207V188H208L209 193L212 192V193H210V197L213 195L212 197H214V199H213L212 197H211L212 200H211L210 197L207 198V199H204V198L202 199L203 196L201 197V200H203V201H201V203L203 202L202 205L205 207V208H204V207H203V208H204L205 210H207V211H206L207 214H209V215H211V214L213 215V214H214L215 217L219 216V217H217V218H219V219L222 217L221 220H219V221L217 220L216 223H214L215 226H216V228L214 229L215 231H217V228H218L217 225L219 226V228H221L222 224H225L226 222H229V221H228L229 219H231V218H232V219H233V218L235 219V216H237V215L240 216V214H238V213H241V214H242V212H241L242 210H243V214H242L241 216H243V215L246 214L249 223H250L249 219L251 220V223H250V224L247 223L248 226H249L250 228H251V227L253 228V227L255 226V225H254V224H255V221H256V224H258V217H255V218H254V217H252V215H253L254 213H257V214L260 213L259 216H261V215H262V212H260V211H263V210H264V209L259 210L260 208L264 207V204H263V203H262V204L260 203V201H263V198H264V197H262V195L264 196V192H263V190H264V185H263V184H264V180H263L264 176H263V175H264V174L261 175V176H260V175L258 176V173H256L255 175L258 176V179H257L256 177H255V178L253 177L254 174L251 175V174H252V173H251L252 171L249 172L248 174H250V177H252L251 180L254 178V179L252 180L253 182H254L255 179H256L257 181H258V180H260V182L262 181V184L260 183L261 185H258L259 183H257V181L254 182V183H256V184H254V183L251 182V183L254 184V185L249 184V186L246 188V186H247L246 183L248 182L247 179H248V178L250 179V177H248L247 172H245V171H249ZM7 170H11V172H8ZM31 170H32V171H31ZM45 170L47 171V170H49V169H47L45 166H43L42 169H41V170H38V171H42V173H41V175H42V174H43V171H44V173L46 172ZM175 170H176V171H175ZM14 171H15V172H14ZM178 171H181V172H178ZM187 171H188V172H187ZM189 171H190V173H189ZM235 171H236V170H235ZM238 171H237V172H238ZM1 172H2V171H1ZM16 172H17V173H16ZM49 172H50V170H49ZM49 172L47 171L46 174H43V175H42L43 178H42V176L40 175V173L38 174V172H37V174H35L36 172H33V173L31 174V175H32V178L29 177V176H31L30 174H28L29 176H27V177L30 178V179L28 178V180H30V181L32 180L33 182H40L42 179H43V181H41V182H46V181H45V180L47 179V176H46V175H47V173H49ZM240 172H241V174H240ZM254 172H253V173H254ZM262 172H264V170H263ZM262 172H261V173H262ZM13 173H15V174H13ZM184 173H182V174H184ZM51 174H52V173L50 172V173L48 174V177H49ZM259 174H260V173H259ZM23 175H25V174L22 173V177H23V178L21 177V179H20V178L18 179L19 182H24V180L27 179V178H26V175H25V177H24ZM33 175H34L35 177H34ZM39 175L41 176V179L39 178V177H40ZM44 175H45V176H44ZM246 175H247L248 178H246ZM255 175H254V176H255ZM3 176H4V175H3ZM8 176L10 177V174H9ZM38 176H39V177H38ZM52 176H53V174H52ZM55 176H56V175H55ZM55 176H53V177L55 178ZM239 176H237V178H239ZM242 176H243V175H242ZM262 176H263V177H262ZM13 177H12V180L15 181L16 178L14 179ZM33 177H34V179H33ZM36 177H38V178H36ZM44 177H45L46 179H44ZM240 177H241V176H240ZM260 177L262 178V180L260 179ZM6 178H7V180L9 179L8 177H5V179H6ZM24 178H25V179H24ZM35 178H36V179H35ZM51 178H52V177H49V179H51ZM237 178H236V180H237ZM37 179H38V181H36ZM39 179H40V180H39ZM239 179H242V178H239ZM20 180H23V181H20ZM34 180H35V181H34ZM55 180H56V178H55ZM55 180H54V181H55ZM246 180H247V182H246ZM9 181H10V179H9ZM16 181H17V180H16ZM25 181H26V180H25ZM32 181H31V182H32ZM49 181H50V182H53V179H51V180H49ZM228 181H227V183H229ZM50 182L47 181V183H50ZM245 182H246V183H245ZM258 182H259V181H258ZM217 183H218V186H216ZM231 183H232V184H231ZM243 183H245V184H243ZM248 183H250V180H249ZM226 185H227V188H225ZM233 185H234V187H233ZM242 185H243V186H242ZM255 185L258 186L259 190H261V192H262L263 194L260 193V192H257V190H256L257 187H254ZM241 186H242V187H241ZM244 186H245V187H244ZM250 186H253L254 188H252V187H250ZM229 187H230V188L232 187V189H230ZM236 188H239V189H237L238 191L236 190ZM243 188H244V189H243ZM249 188H252V189H254V190H256V191L253 192L252 189H250V190H246V189H249ZM210 189H212V190L214 191V193H215V190H216V189H221V190H219V193H218V194H217V193L214 194L213 191H210ZM225 189H226V190H225ZM228 189H229V190H228ZM223 190H224V192H222ZM234 190H236V191L234 192ZM244 190H245V191H244ZM259 190H258V191H259ZM231 191H232V192H231ZM240 191H242V192H240ZM243 191H244V192H243ZM217 192H218V190H217ZM230 192H231L232 194H231ZM236 192H240V193H236ZM245 192H247V193H249V194H250V192H251L252 195L254 196V198H253L254 200L251 199V198L253 197V196H252V197L250 196L251 194H250V195H247V193H245ZM256 192H257V193H260V194L257 195V197H256V194H257ZM220 193H221V194H220ZM235 193H236L239 197H236L237 195H234ZM253 193H254V194H253ZM240 194H242L241 197H240ZM214 195H215V196H214ZM242 196H243V199H244V197L246 196L244 200H242ZM258 196H259L260 198H261V197H262V198H261L260 201H259V200L257 201L259 204H256V202H255L256 200H255V199H257ZM228 197H230L231 199H229ZM233 197L236 198L235 201L233 200V199H234ZM260 198H258V199H260ZM246 199H248V200H246ZM205 200H207V202H208V200H209V204H210V203H211V204H210V205H207V203L204 202ZM224 200H225V201H224ZM227 200H228V201H227ZM231 200H233V202H230ZM214 201H215V202H214ZM217 201H218V202H217ZM223 201H224V202H223ZM238 201H239V202H238ZM246 201H247V203H246ZM249 201H250V202H253V201H254V202H253L254 205H253L252 203H250ZM212 202H214V203H212ZM222 202H223V203H222ZM235 202H238V204H239L238 206H239V207H235V206H236ZM263 202H264V201H263ZM216 203H217V204H216ZM227 203H230V206H229V204H227ZM231 203H232V205H231ZM240 203H241V204H240ZM248 203L250 204V206H251V204H252V208L255 207L256 211H255V209H252V208L249 206ZM204 204H206V205H204ZM215 204H216V207H215ZM260 204H261V205H260ZM218 205H219V206H218ZM220 205H221V206H220ZM226 205L229 206V207H227ZM255 205H256V206H255ZM257 205H259L260 208H257V207H258ZM207 206H208V207H207ZM210 206L213 208V210H212V208H211ZM225 206H226V208H225ZM217 207H218V208H217ZM220 207H221V208H220ZM231 207H233V208H231ZM248 207H249V211H251V209H252L253 212H254V213L251 212V213H252L251 215L248 214L249 211L247 212ZM206 208H207V209H206ZM208 209H209L210 211H212V213H211ZM214 209H216V210H214ZM229 209H231V210H229ZM246 209H247V210H246ZM240 210H241V211H240ZM245 210H246V211H245ZM257 210H259V211H257ZM229 211H230V212H229ZM214 212H215V213H214ZM227 212H229V213H227ZM221 213H222V214H221ZM233 213H234V215H233ZM218 214H220V215H218ZM257 214H256V215L254 214L253 216H258ZM229 215H232V217H230ZM226 216H228V219H227V220H226V218H227ZM233 216H234V217H233ZM250 216H251L252 218H248V217H250ZM223 217H224L225 219H224ZM229 217H230V218H229ZM237 217H238V216H237ZM253 218L255 219V221L252 220ZM222 219H224L223 221L226 220V222H223ZM232 219H231V220H232ZM217 222H218V223H217ZM219 222H221V223H219ZM252 223H253V224H252ZM251 224H252V225H251ZM215 226H214V227H215ZM256 226H257V225H256ZM209 227H210V226H209ZM222 227H223V226H222ZM210 229H211V227H210ZM207 230H209V229H207ZM219 230H220V229H219ZM219 230H218V231H219ZM262 242H263V243H261V247H262L261 249L263 250V249H264V241H262ZM260 252H261V251H260ZM262 252H264V250H263ZM260 254H261V253H256V254H255V259H257V260H256L257 262L260 261V260H259V259H260V256H261ZM201 259H204V258L201 257Z\"/></svg>", "mask_w": 264, "mask_h": 264}]
</instances>
